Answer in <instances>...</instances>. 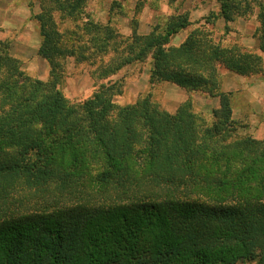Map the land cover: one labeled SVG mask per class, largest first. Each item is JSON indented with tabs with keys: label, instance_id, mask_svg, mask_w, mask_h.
Masks as SVG:
<instances>
[{
	"label": "trees",
	"instance_id": "1",
	"mask_svg": "<svg viewBox=\"0 0 264 264\" xmlns=\"http://www.w3.org/2000/svg\"><path fill=\"white\" fill-rule=\"evenodd\" d=\"M29 7L51 70L29 76L0 40V264H264V139L241 136L233 93L215 92V65L247 76L260 58L204 33L173 46L188 14L125 37L83 20L87 0ZM68 58L100 80L150 61L152 86L202 90L219 107L208 123L191 96L174 113L151 93L121 106L122 80L74 104L59 88Z\"/></svg>",
	"mask_w": 264,
	"mask_h": 264
},
{
	"label": "rangeland",
	"instance_id": "2",
	"mask_svg": "<svg viewBox=\"0 0 264 264\" xmlns=\"http://www.w3.org/2000/svg\"><path fill=\"white\" fill-rule=\"evenodd\" d=\"M29 3L34 5V12L39 13L40 0H0V40L11 42L12 55L21 61L23 70L29 76L48 81L51 69L38 55L42 39ZM183 14L189 15L192 25L173 37V46H180L194 32L198 38L204 33L208 40L222 49L260 58L254 67L256 72L247 76L237 74L221 63L215 65V78L219 85V90L215 92L232 91L233 109H236L234 118L250 125L255 115L241 111L248 106L247 99L240 94L245 91L246 80L264 76V0H87L82 16L83 20L110 24L123 36L129 37L133 30L141 36L150 34L155 28L162 31L169 17ZM80 22L60 21V26L62 30H71L77 24L81 25ZM58 62L63 65L59 88L65 98L74 104L91 98L102 84L122 80L124 93L116 99L121 106L133 104L140 96L151 93L162 109L174 113L191 96L194 112L208 123L213 122L212 112L219 107V99L211 98L208 92L202 90L190 92L169 82L152 86L149 83L150 61L130 65L105 80L96 77L95 67L88 62L77 63L75 58L59 59ZM257 99L251 96L248 101L253 104ZM240 134L253 136L249 128L240 131ZM243 264L259 263L256 260Z\"/></svg>",
	"mask_w": 264,
	"mask_h": 264
},
{
	"label": "crops",
	"instance_id": "3",
	"mask_svg": "<svg viewBox=\"0 0 264 264\" xmlns=\"http://www.w3.org/2000/svg\"><path fill=\"white\" fill-rule=\"evenodd\" d=\"M264 76L262 78L252 77L245 82V91L240 94L245 96L247 108H242L241 111L244 113H252L255 115L254 119H251L249 125L250 133L259 140L264 139ZM261 91L262 93H260ZM226 93H232V91H226ZM251 96L258 97L257 101H253V104L248 101V98ZM236 99V98H235ZM233 106V104H232ZM236 113V109H233Z\"/></svg>",
	"mask_w": 264,
	"mask_h": 264
}]
</instances>
